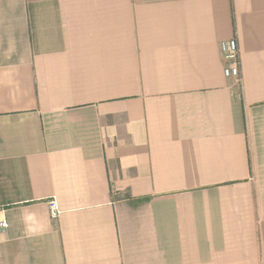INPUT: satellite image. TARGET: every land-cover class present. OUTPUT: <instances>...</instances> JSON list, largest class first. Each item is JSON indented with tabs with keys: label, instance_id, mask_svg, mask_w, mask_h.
<instances>
[{
	"label": "crops",
	"instance_id": "crops-1",
	"mask_svg": "<svg viewBox=\"0 0 264 264\" xmlns=\"http://www.w3.org/2000/svg\"><path fill=\"white\" fill-rule=\"evenodd\" d=\"M1 221L0 264H264V0H0Z\"/></svg>",
	"mask_w": 264,
	"mask_h": 264
},
{
	"label": "built area",
	"instance_id": "built-area-1",
	"mask_svg": "<svg viewBox=\"0 0 264 264\" xmlns=\"http://www.w3.org/2000/svg\"><path fill=\"white\" fill-rule=\"evenodd\" d=\"M220 52L221 55L226 62L227 66L224 69L225 77H238V47L235 40H227L220 43ZM49 209L52 218H57L59 215V211L57 208V204L55 201L49 202ZM8 228V224L6 221L0 222V232L6 231Z\"/></svg>",
	"mask_w": 264,
	"mask_h": 264
}]
</instances>
